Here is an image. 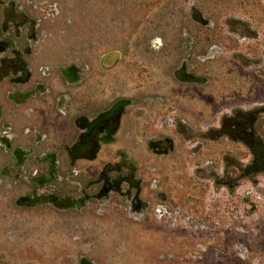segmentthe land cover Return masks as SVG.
I'll return each mask as SVG.
<instances>
[{"label": "flooded vegetation", "instance_id": "obj_1", "mask_svg": "<svg viewBox=\"0 0 264 264\" xmlns=\"http://www.w3.org/2000/svg\"><path fill=\"white\" fill-rule=\"evenodd\" d=\"M210 2L212 27L182 33L185 47L211 49L197 54L214 71L206 113L169 99L161 112L134 107L133 98L106 104L107 85L116 92L120 84V58L106 66L109 53L50 57L33 1L0 0V184L17 186L18 206L82 210L119 195L131 201L135 219L164 226L222 212L231 223L248 221L263 206L264 99L236 92L250 80L243 67L259 65L264 80V7ZM198 7L190 11L200 23ZM128 69L133 74V60ZM188 72L175 73L188 81Z\"/></svg>", "mask_w": 264, "mask_h": 264}, {"label": "rangeland", "instance_id": "obj_2", "mask_svg": "<svg viewBox=\"0 0 264 264\" xmlns=\"http://www.w3.org/2000/svg\"><path fill=\"white\" fill-rule=\"evenodd\" d=\"M31 1L44 18L42 36L54 53L50 57L65 61L87 52L90 58L109 53L106 66L120 58V84L116 92L107 85L106 104L122 97L133 98L134 107L158 108L169 99L171 105L184 102L210 112L213 65L197 54L211 49L185 47L182 34L212 27L210 0ZM249 4L258 12L264 0ZM195 5L201 6L200 23L190 11ZM249 42L251 48L258 43ZM182 67L190 71L188 81L176 76ZM261 70L259 65L241 68L250 80L237 89L238 97L264 99ZM113 81L107 74V82ZM20 194L16 185L0 184V264H264V195L263 206L250 211L248 221L231 223L222 212L216 219L164 226L135 219L131 201L119 195L86 209L60 210L52 205L25 209L15 202Z\"/></svg>", "mask_w": 264, "mask_h": 264}]
</instances>
